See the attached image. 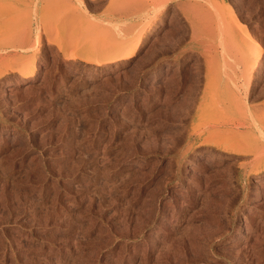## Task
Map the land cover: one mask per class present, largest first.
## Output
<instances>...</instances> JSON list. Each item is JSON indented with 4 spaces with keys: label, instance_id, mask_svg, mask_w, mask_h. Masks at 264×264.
<instances>
[{
    "label": "rangeland",
    "instance_id": "rangeland-1",
    "mask_svg": "<svg viewBox=\"0 0 264 264\" xmlns=\"http://www.w3.org/2000/svg\"><path fill=\"white\" fill-rule=\"evenodd\" d=\"M261 30L264 0H0V264H264Z\"/></svg>",
    "mask_w": 264,
    "mask_h": 264
},
{
    "label": "bare ground",
    "instance_id": "bare-ground-1",
    "mask_svg": "<svg viewBox=\"0 0 264 264\" xmlns=\"http://www.w3.org/2000/svg\"><path fill=\"white\" fill-rule=\"evenodd\" d=\"M163 13V12H162ZM9 23V22H8ZM11 23V21H10ZM150 23V22H149ZM149 24H147L146 26H144L138 33H137V37H136V41L130 43V44H126V45H120L119 47H117L116 49L113 50L112 54L110 57H105L104 58V62L107 63V62H113L117 59H123V58H128L129 56H131L132 54H134L138 48L140 47V44H141V41L143 39V36L145 35V32L147 31V29H149L148 26ZM151 28V27H150ZM151 30V29H150ZM251 35H249L250 37ZM248 37V40L249 41H252L250 38ZM253 49V48H252ZM251 51V49H250ZM250 53V52H249ZM251 53H253V50L251 51ZM250 53V54H251ZM256 54V53H255ZM252 55V54H251ZM123 56V57H122ZM257 57V55H256ZM258 58V57H257ZM129 59V58H128ZM250 61L251 62V67L255 66V63H256V58H252V57H249ZM95 60V59H94ZM97 60V59H96ZM33 56H31L30 58V61H29V66L23 70H21L20 72V76L21 78H29V77H32L33 73H34V63H33ZM84 61L86 62H91L93 61L92 58H87V57H84ZM120 61V60H119ZM35 62V61H34ZM257 64V63H256ZM252 69V68H251ZM36 71V70H35ZM19 80V79H18ZM221 148H223V150H229L230 147H229V143L228 144H225L223 146H221ZM236 153L238 152H241L243 151L242 149H235V150H232Z\"/></svg>",
    "mask_w": 264,
    "mask_h": 264
},
{
    "label": "crops",
    "instance_id": "crops-1",
    "mask_svg": "<svg viewBox=\"0 0 264 264\" xmlns=\"http://www.w3.org/2000/svg\"><path fill=\"white\" fill-rule=\"evenodd\" d=\"M31 20V19H30ZM29 19H15V21H30ZM263 32L262 30L259 33V39L261 40V42L264 44V38H263Z\"/></svg>",
    "mask_w": 264,
    "mask_h": 264
}]
</instances>
